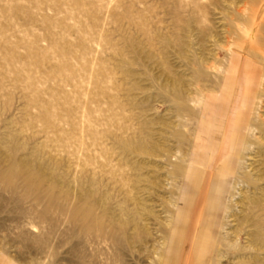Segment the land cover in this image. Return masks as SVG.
<instances>
[{
    "label": "rangeland",
    "instance_id": "374dc122",
    "mask_svg": "<svg viewBox=\"0 0 264 264\" xmlns=\"http://www.w3.org/2000/svg\"><path fill=\"white\" fill-rule=\"evenodd\" d=\"M263 214L264 0H0V264H264Z\"/></svg>",
    "mask_w": 264,
    "mask_h": 264
},
{
    "label": "crops",
    "instance_id": "0c3cea01",
    "mask_svg": "<svg viewBox=\"0 0 264 264\" xmlns=\"http://www.w3.org/2000/svg\"><path fill=\"white\" fill-rule=\"evenodd\" d=\"M223 100H224V97L225 95L228 96L229 90H231L230 88L227 89V87L223 88ZM233 97L231 99V115L230 116H234V114L236 113L237 110H242L245 103L247 102V100H249V94L248 92H243V91H236V89L233 90ZM229 96H231L229 94ZM241 107V109H239ZM230 110V109H229ZM235 112V113H234ZM228 126H231V123L228 125ZM229 134H230V131L228 132V134L226 135L227 138H229Z\"/></svg>",
    "mask_w": 264,
    "mask_h": 264
},
{
    "label": "bare ground",
    "instance_id": "6f19581e",
    "mask_svg": "<svg viewBox=\"0 0 264 264\" xmlns=\"http://www.w3.org/2000/svg\"><path fill=\"white\" fill-rule=\"evenodd\" d=\"M263 75V74H262ZM220 86V85H219ZM258 91V90H257ZM262 92V91H261ZM260 94V93H259ZM258 97V96H257ZM183 98V97H182ZM248 101V100H247ZM261 103V102H260ZM247 104H248V102H247ZM257 104H258V101H257ZM257 104H256V106H257ZM247 106V105H246ZM224 107V106H223ZM251 110V109H250ZM230 112V111H229ZM254 113V112H253ZM249 118V117H248ZM251 126V125H250ZM252 130V129H251ZM250 130V131H251ZM249 131V130H248ZM254 133V132H253ZM229 136H230V134H229ZM248 137H249V135H247ZM247 136H246V138H245V142H244V152H243V154L241 155V159L243 158H245V156H246V154H245V152H247L250 148L247 146V144H249V142L250 143H252V140H250V138L249 139H247ZM229 139H230V137H229ZM232 139V138H231ZM222 140H224V137H223V139ZM233 140H234V138H233ZM238 140V139H237ZM241 140V139H240ZM234 144V143H233ZM249 148V149H248ZM227 150V149H226ZM222 151V150H221ZM226 154V153H225ZM228 158V157H227ZM223 160V159H222ZM222 162V161H221ZM244 162V161H243ZM241 164V163H240ZM246 165V164H245ZM243 167H244V165H243ZM239 168H241V167H239ZM178 169H180V167L178 166ZM236 169V168H235ZM234 169V170H235ZM218 171V170H217ZM237 172V171H236ZM240 172V171H239ZM245 178H246V174H245ZM253 183V182H252ZM240 185V182H238V186ZM237 187V186H236ZM239 188V187H238ZM237 189V188H236ZM237 191H238V189H237ZM236 192V191H235ZM235 197V196H234ZM232 198H233V196H232ZM236 198V197H235ZM235 201V200H234ZM253 202H255V203H257L255 200H253ZM229 206V205H228ZM244 206V205H243ZM229 209H230V206H229ZM229 209H228V211H229ZM249 213V212H248ZM264 215V214H263ZM227 217H229L230 216V213L229 212H227V215H226ZM228 221V220H227ZM261 221V220H260ZM261 226V225H260ZM263 231V226L261 227V229H260V231ZM204 234V233H203ZM264 233L263 232H260V237L263 235ZM259 235V234H258ZM262 238H264L263 236H262ZM200 250V249H199ZM243 264V263H242Z\"/></svg>",
    "mask_w": 264,
    "mask_h": 264
}]
</instances>
